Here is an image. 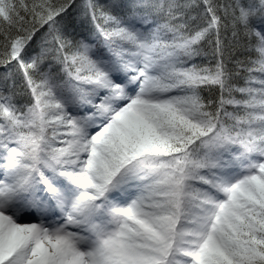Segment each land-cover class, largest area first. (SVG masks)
Here are the masks:
<instances>
[{
  "label": "snow or ice",
  "instance_id": "6c2138e0",
  "mask_svg": "<svg viewBox=\"0 0 264 264\" xmlns=\"http://www.w3.org/2000/svg\"><path fill=\"white\" fill-rule=\"evenodd\" d=\"M0 264H264V0H0Z\"/></svg>",
  "mask_w": 264,
  "mask_h": 264
},
{
  "label": "trees",
  "instance_id": "16d2710c",
  "mask_svg": "<svg viewBox=\"0 0 264 264\" xmlns=\"http://www.w3.org/2000/svg\"><path fill=\"white\" fill-rule=\"evenodd\" d=\"M240 83H242V81H240Z\"/></svg>",
  "mask_w": 264,
  "mask_h": 264
}]
</instances>
